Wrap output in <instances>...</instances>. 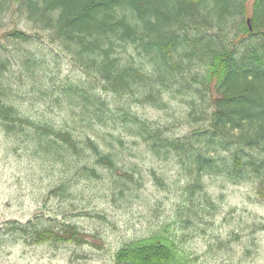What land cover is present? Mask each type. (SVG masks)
<instances>
[{
  "label": "trees",
  "instance_id": "1",
  "mask_svg": "<svg viewBox=\"0 0 264 264\" xmlns=\"http://www.w3.org/2000/svg\"><path fill=\"white\" fill-rule=\"evenodd\" d=\"M10 14L29 26V32L14 29L6 37L33 93L56 96L122 148L131 141L158 160L177 159L188 171L193 200L203 194L210 202L202 180L217 176L252 181L264 205V0H253L250 8L248 0H0V17ZM44 42L61 48L83 73L81 80L46 77L35 48ZM13 60L0 52L2 130L33 135L38 150L75 159L86 177L98 178V165L114 169L112 145L35 122L7 101L17 75ZM169 94L185 98L180 119L197 126L188 135H170L129 104L162 109ZM31 233L36 244L86 243L74 225ZM116 261L184 264L162 235L127 245Z\"/></svg>",
  "mask_w": 264,
  "mask_h": 264
},
{
  "label": "rangeland",
  "instance_id": "2",
  "mask_svg": "<svg viewBox=\"0 0 264 264\" xmlns=\"http://www.w3.org/2000/svg\"><path fill=\"white\" fill-rule=\"evenodd\" d=\"M252 3L248 0L249 8ZM14 29L29 32L19 16L0 17V52L14 56L17 74L7 101L22 116L69 130L79 139L99 138L117 154L114 169L98 165L99 177H86L80 171L82 163L53 157L34 146L33 135H9L0 127V264H118L119 250L155 235L172 240L184 264H264V205L255 196L252 181L205 177L202 184L210 202L203 194L191 199L186 190L188 171L177 159L158 160L131 141L122 148L56 96L33 93L15 63L16 47L6 37ZM35 48L44 57L48 79L81 80L83 73L60 47L44 42ZM107 98L115 102L112 96ZM165 102L162 109L129 104L174 137L197 127L180 119L184 97L169 94ZM90 165L94 167L93 162ZM66 225L76 226L86 243L32 240L31 232L61 231ZM16 226L26 233L13 229Z\"/></svg>",
  "mask_w": 264,
  "mask_h": 264
}]
</instances>
